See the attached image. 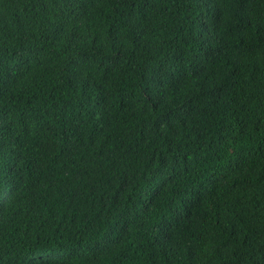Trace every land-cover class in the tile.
<instances>
[{"label": "trees", "instance_id": "16d2710c", "mask_svg": "<svg viewBox=\"0 0 264 264\" xmlns=\"http://www.w3.org/2000/svg\"><path fill=\"white\" fill-rule=\"evenodd\" d=\"M0 264H264V0H0Z\"/></svg>", "mask_w": 264, "mask_h": 264}]
</instances>
